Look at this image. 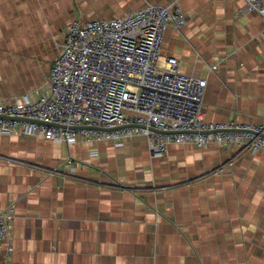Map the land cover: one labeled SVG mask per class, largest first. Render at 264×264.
I'll return each mask as SVG.
<instances>
[{
	"label": "crops",
	"instance_id": "obj_1",
	"mask_svg": "<svg viewBox=\"0 0 264 264\" xmlns=\"http://www.w3.org/2000/svg\"><path fill=\"white\" fill-rule=\"evenodd\" d=\"M171 4L187 23L161 54L207 79L205 119L264 125V16L245 0H0V99L44 92L68 21ZM148 142L0 132V210L15 215L0 264H264V151L172 143L153 157Z\"/></svg>",
	"mask_w": 264,
	"mask_h": 264
},
{
	"label": "built area",
	"instance_id": "obj_2",
	"mask_svg": "<svg viewBox=\"0 0 264 264\" xmlns=\"http://www.w3.org/2000/svg\"><path fill=\"white\" fill-rule=\"evenodd\" d=\"M245 3L247 10L264 16V0ZM186 23L176 4L148 5L111 19L68 21L44 92L36 99L29 94L0 99V132L117 146L128 137L146 135L153 157L165 155L172 143L264 151L263 124L207 121V79L182 73L176 57L162 56L165 31ZM65 169L72 173L78 168L68 160ZM14 217L12 210H0V243H7L8 250Z\"/></svg>",
	"mask_w": 264,
	"mask_h": 264
},
{
	"label": "water",
	"instance_id": "obj_3",
	"mask_svg": "<svg viewBox=\"0 0 264 264\" xmlns=\"http://www.w3.org/2000/svg\"><path fill=\"white\" fill-rule=\"evenodd\" d=\"M35 122H39V121H35ZM41 123V122H40ZM132 126H135V127H140V128H144L145 126H142V125H132ZM90 129H94V128H90ZM102 129V128H101ZM104 131H110L111 129H102ZM152 130L156 131V132H160V133H164V131H160V130H157L155 128H152Z\"/></svg>",
	"mask_w": 264,
	"mask_h": 264
},
{
	"label": "rangeland",
	"instance_id": "obj_4",
	"mask_svg": "<svg viewBox=\"0 0 264 264\" xmlns=\"http://www.w3.org/2000/svg\"><path fill=\"white\" fill-rule=\"evenodd\" d=\"M215 67V66H214ZM244 152H249V151H244ZM244 152H241V153H244ZM252 153V152H251ZM240 154V153H239Z\"/></svg>",
	"mask_w": 264,
	"mask_h": 264
}]
</instances>
